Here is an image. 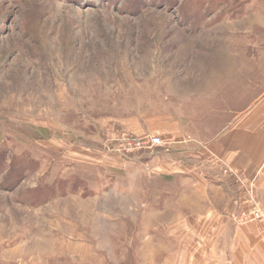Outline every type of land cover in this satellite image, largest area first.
Returning <instances> with one entry per match:
<instances>
[{"label":"rangeland","instance_id":"rangeland-1","mask_svg":"<svg viewBox=\"0 0 264 264\" xmlns=\"http://www.w3.org/2000/svg\"><path fill=\"white\" fill-rule=\"evenodd\" d=\"M263 98L264 0H0V264H191L171 225L250 185L218 136Z\"/></svg>","mask_w":264,"mask_h":264},{"label":"crops","instance_id":"crops-1","mask_svg":"<svg viewBox=\"0 0 264 264\" xmlns=\"http://www.w3.org/2000/svg\"><path fill=\"white\" fill-rule=\"evenodd\" d=\"M263 106L264 98L235 125L218 136V160L239 171L244 180L254 186V193L262 204H264V143L263 139L260 142V128H257L252 141H248L250 139L248 131L256 129L263 119L261 115L264 111ZM251 121L253 122L249 125ZM244 127L246 130L243 131ZM213 152L217 154L216 147ZM170 165L172 167L167 171L159 167L160 174L167 173L173 182L181 178L183 185L182 190L177 191L178 195L180 192L183 198L191 195V188L190 190L188 188L191 185L195 186L200 176L197 177L198 180L190 176L194 171L189 164H179L177 160L172 159ZM222 170L223 166L218 165V176L215 180L214 177L208 179L206 175H203L202 180L207 191L211 185L210 189L218 193V207L214 206L208 197L209 192L195 189L193 193L204 198V205L207 200L210 201L206 208L200 210L205 216L200 215L199 220L182 217L171 225L172 228L183 229V233L189 235L191 240L183 244L182 257L192 261L191 264H264V240L260 234L259 224L256 222L237 224L229 217L232 212L242 211L249 206L245 203L243 188L235 183L232 175H224ZM209 181L211 184L208 186L205 183ZM186 211H190V208L186 207Z\"/></svg>","mask_w":264,"mask_h":264},{"label":"built area","instance_id":"built-area-1","mask_svg":"<svg viewBox=\"0 0 264 264\" xmlns=\"http://www.w3.org/2000/svg\"><path fill=\"white\" fill-rule=\"evenodd\" d=\"M121 141L120 151L123 156L129 157L132 151H146L155 150L156 148H163L168 145L162 138L157 136H144L140 138H129L124 137ZM238 178V175L235 173ZM241 187L246 196L245 203L249 206L248 208L232 212L229 217L232 221L237 224H247L250 222H256L260 226V234L264 240V205L259 202L255 193L254 186L250 184L249 186L242 182Z\"/></svg>","mask_w":264,"mask_h":264}]
</instances>
